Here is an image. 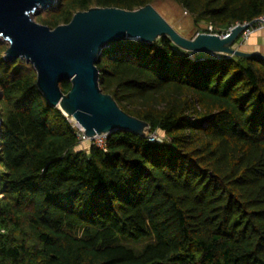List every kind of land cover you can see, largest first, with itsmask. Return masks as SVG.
<instances>
[{"label":"trees","instance_id":"1","mask_svg":"<svg viewBox=\"0 0 264 264\" xmlns=\"http://www.w3.org/2000/svg\"><path fill=\"white\" fill-rule=\"evenodd\" d=\"M154 1L57 0L36 19ZM171 1L219 34L264 15V0ZM3 53L0 264H264V61L191 57L167 36L110 43L101 90L163 138L116 130L104 151L81 148L30 64Z\"/></svg>","mask_w":264,"mask_h":264},{"label":"water","instance_id":"2","mask_svg":"<svg viewBox=\"0 0 264 264\" xmlns=\"http://www.w3.org/2000/svg\"><path fill=\"white\" fill-rule=\"evenodd\" d=\"M56 1L0 0V40L8 45L3 57L6 61L23 59L30 64L36 73L35 85L48 105L71 117L89 138L116 130L145 137L149 130L147 122L124 111L100 88L96 62L112 42L131 39L152 44L167 36L188 53L264 61V54L244 51L236 45L242 31L259 18L235 25L224 36L199 32L192 38L179 34L152 4L133 10L91 7L77 11L68 23L54 28L33 18ZM62 81L71 84L66 93L60 87Z\"/></svg>","mask_w":264,"mask_h":264},{"label":"rangeland","instance_id":"3","mask_svg":"<svg viewBox=\"0 0 264 264\" xmlns=\"http://www.w3.org/2000/svg\"><path fill=\"white\" fill-rule=\"evenodd\" d=\"M154 8L167 20V22L173 26V28L182 36L186 38H192L197 33L207 29L208 25H205L203 23L198 24L195 26L193 24L191 16L184 13L176 3H174L171 0H156L152 3ZM47 10V9H46ZM46 10H42L39 14L34 15L33 18L39 22L36 17L41 15L45 16L47 15ZM0 46L4 47L5 49L8 47L7 43L3 40H0ZM4 55V53H3ZM193 53H190V56L193 57ZM70 118V121L72 123H75L74 120ZM160 135V134H159ZM157 135V138L162 139L163 136ZM87 143H83L80 145L81 148H87Z\"/></svg>","mask_w":264,"mask_h":264},{"label":"built area","instance_id":"4","mask_svg":"<svg viewBox=\"0 0 264 264\" xmlns=\"http://www.w3.org/2000/svg\"><path fill=\"white\" fill-rule=\"evenodd\" d=\"M186 13V12H184ZM259 18V21L257 22H254L253 25L251 26H248L246 29H244L242 31V33L240 34V36L238 37L237 41H236V45L237 46H240L242 45L248 38L251 34H253L254 32L256 31H259L261 29H264V15L258 17ZM238 24H248V22H236L234 25L230 26L225 32L219 34V33H216L215 31H213V28L211 25H208L207 26V31L205 33H211V34H217V35H220V36H224L226 35L230 29L232 27H234L235 25H238ZM218 55V54H216ZM75 122V121H74ZM74 125V127L77 129V137H78V140L80 141V143H90V144H94L96 147L102 149V150H106V138H107V135L108 134H102V135H95L93 137H87L84 135L83 133V128H81L76 122L75 123H72ZM147 136V139L150 141V142H154V141H158L160 142L161 139L157 138V135L154 134V133H150V134H146Z\"/></svg>","mask_w":264,"mask_h":264},{"label":"crops","instance_id":"5","mask_svg":"<svg viewBox=\"0 0 264 264\" xmlns=\"http://www.w3.org/2000/svg\"><path fill=\"white\" fill-rule=\"evenodd\" d=\"M240 48L248 52H259L264 54V29L254 32L240 45Z\"/></svg>","mask_w":264,"mask_h":264}]
</instances>
